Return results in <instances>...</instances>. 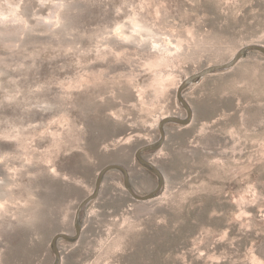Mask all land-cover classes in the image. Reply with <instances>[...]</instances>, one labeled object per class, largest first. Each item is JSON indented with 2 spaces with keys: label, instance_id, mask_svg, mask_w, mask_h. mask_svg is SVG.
<instances>
[{
  "label": "rangeland",
  "instance_id": "obj_1",
  "mask_svg": "<svg viewBox=\"0 0 264 264\" xmlns=\"http://www.w3.org/2000/svg\"><path fill=\"white\" fill-rule=\"evenodd\" d=\"M251 43L264 0H0V264H52L109 163L153 190L135 153L187 115L181 82ZM184 95L144 153L162 191L109 171L62 264H264V54Z\"/></svg>",
  "mask_w": 264,
  "mask_h": 264
},
{
  "label": "water",
  "instance_id": "obj_2",
  "mask_svg": "<svg viewBox=\"0 0 264 264\" xmlns=\"http://www.w3.org/2000/svg\"><path fill=\"white\" fill-rule=\"evenodd\" d=\"M259 51L264 54V44H259V43H251L243 46L241 49L238 50V52L235 54V56L226 61V62H221V63H215L208 65L201 70L194 72L190 75H188L180 84L178 91H177V96L179 101L182 103L183 107L187 110V115L185 117L177 116V115H168L163 117L158 124V128L160 131V136L157 140L149 143H145L138 147L135 153V158L138 161L139 164L144 166L146 169H148L150 172L154 173L157 178H158V184L157 186L151 190L150 192L146 194H140L138 193L132 183V178L130 175V171L128 167L125 165L118 163V162H112L107 165H105L98 173L96 181H95V186L93 191L86 196L78 205L75 217H74V232L73 233H66V232H59L56 233L51 241V248L55 254V259L52 264H62V254L61 250L59 247V242L61 240H66L69 242H76L80 239L83 231V215H84V210L85 207L94 199H96L100 193L102 183L106 177V174L109 171L112 170H119L123 173L124 176V185L127 188L128 192L137 200L140 201H145L152 199L156 197L164 188L165 186V176L162 170L150 159H148L146 156H144V153L149 152V151H156L160 149L164 141L166 139L167 135V125L170 123H178L181 125H187L190 123L193 117V109L188 102V100L185 98V90L195 83L197 80L201 79L202 77L230 69L233 67L244 55H246L249 51Z\"/></svg>",
  "mask_w": 264,
  "mask_h": 264
},
{
  "label": "clouds",
  "instance_id": "obj_3",
  "mask_svg": "<svg viewBox=\"0 0 264 264\" xmlns=\"http://www.w3.org/2000/svg\"><path fill=\"white\" fill-rule=\"evenodd\" d=\"M154 47H157L156 45H154Z\"/></svg>",
  "mask_w": 264,
  "mask_h": 264
}]
</instances>
